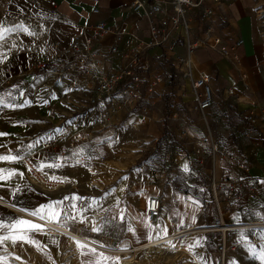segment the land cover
Segmentation results:
<instances>
[{
    "label": "crops",
    "instance_id": "crops-1",
    "mask_svg": "<svg viewBox=\"0 0 264 264\" xmlns=\"http://www.w3.org/2000/svg\"><path fill=\"white\" fill-rule=\"evenodd\" d=\"M131 1L0 0V26L8 29L7 32L3 33V38L0 39V81L7 76L13 80L19 73L33 76L31 71L37 62L68 56L67 47L72 38L78 35L82 25L100 19L109 24H125L129 31L118 42L119 52L114 57V60H117L124 47L136 41V36H144V31L149 22V13L152 10L148 0H138L140 5L135 9L130 8L129 3ZM257 4V0H230L225 5L232 21L229 31L234 29L244 40L243 45L239 48L240 60L238 62L222 55L218 50L198 48L190 54V75L184 76L181 71L174 69L176 73L172 82L188 88L191 78L196 77L202 71L211 75L215 99L212 105L206 109L204 116L210 117L216 133L217 139L215 140L220 143L222 151L235 155L233 158L227 156L222 158V170L218 165V157L216 176L224 172L233 178L245 182L254 181L257 184V194L243 196L238 205L226 215L228 220L264 218V39L259 32ZM92 7H96L97 11L92 12ZM133 33L136 36H133ZM108 40H110L109 35L103 39L104 42ZM159 52L158 47L149 49L154 62L158 61ZM178 52L181 55L185 54L184 49L180 47ZM241 72L245 73V77H241ZM229 85L235 87L239 98L234 95L224 97L222 90ZM155 99V95L148 96L149 102ZM187 100L188 96L177 97L176 105L185 106L184 101ZM50 102L55 107L52 114L47 113L45 106L29 109H19L15 106L0 109V133H7L5 136H0V155L19 157L32 155L34 162L40 168L41 175L51 176L52 174L46 172L55 173V177L62 182L65 181L67 186L60 189H43L28 179L20 159L17 161H0V169L7 170L0 174L7 175L8 172H15V175L8 179L0 180V199L12 206L28 210L31 214L41 209V206L52 205L56 212L61 213L57 220L48 217L47 208L41 215L35 216L45 219L49 223L56 221L71 230H77L82 235L91 236L96 240L103 239L97 237L106 236L109 229H112L119 236L120 231L124 228V224L121 223L122 214L119 211L121 206L117 205L116 217L109 219L108 215L103 214L105 211L104 199L108 197V190L95 194H92L90 189L88 190V187L92 186L91 180L101 178L100 173L89 170L81 171V164L85 161L75 164H56L52 160L45 161L37 157L36 151L41 142L50 139L58 140L52 153L59 156L65 155L68 146L66 142L60 141L65 126L80 128L91 120H87V116L81 115L63 121V117L58 115L56 104L53 101ZM250 106L255 107L257 123L263 131V139L260 142L242 133L246 124L244 110ZM54 114L57 115L55 119H48ZM41 165H44L42 169ZM48 165L60 166L49 167ZM71 181L73 182L71 183ZM66 190L67 193L62 195ZM203 193H205V200L207 201L208 192L203 191ZM83 202L87 205L83 206ZM194 202H196L198 212L201 215L197 217L196 221L194 220V226L201 229L202 223L210 222L215 216L214 208L211 202L207 201L201 206L200 202L188 195L182 202L187 221L193 220L191 216L194 213ZM177 206H180V203ZM64 209H67L68 215L61 219ZM164 210L167 220V224L163 223L165 229L180 225L182 221L178 209L172 210V206H166ZM93 211H98L100 215L95 225L88 227L85 224V215ZM16 212L0 208V224L5 226L0 228V236L18 235L23 232L29 239L35 241V244L24 241L15 243L19 244L22 250L27 251L28 257L26 259L33 254H37L40 259L53 258L55 251L60 252V245L63 243V237L60 234L53 231L48 232L43 227L42 230L36 231L29 230L27 226H16L18 220H26L41 225L30 216ZM130 212L132 211L128 210V213ZM141 225L135 226L134 230H141ZM93 228L99 229V232L93 231ZM248 236L247 231L230 233L231 240H242ZM196 238L194 237V239ZM257 239H264V229L257 232ZM205 243L211 252L208 258L213 260L216 257V251L211 248L207 239H205ZM15 244L11 240L4 241L3 244H0V251H3L0 253L8 255V253L14 252L12 248ZM33 245L36 246L35 249H33ZM262 256H264L263 241L257 243L245 241L239 243L237 249L229 253L227 261L228 264H264V260L261 259ZM22 257L24 258V256ZM198 258L202 260V254H198Z\"/></svg>",
    "mask_w": 264,
    "mask_h": 264
},
{
    "label": "built area",
    "instance_id": "built-area-1",
    "mask_svg": "<svg viewBox=\"0 0 264 264\" xmlns=\"http://www.w3.org/2000/svg\"><path fill=\"white\" fill-rule=\"evenodd\" d=\"M148 1L152 10L149 13V22L144 36L138 37L133 33L132 35L137 38L136 41L125 46L117 60H114V57L119 52L118 42L129 31L125 24H109L100 19L82 25L78 35L72 38L67 47L68 56L42 60L34 65L31 71L33 75L40 72L56 78L63 87L86 89L85 100L89 106L93 107L95 116L80 128L65 126L60 139L68 146L65 155L59 156L52 153L58 140L50 139L42 141L37 149L36 155L39 159L52 160L56 164H75L85 161L87 155L83 145L89 143L97 134L115 128L125 115L134 113L140 101L149 102V95H168L167 107L172 116H177V97L188 96V100L184 101L186 108L200 115H204L206 109L212 105L215 90L209 73L202 71L191 78L188 88L178 84L169 85L168 79L156 68V62L153 61L149 49L158 47L160 49L158 57L167 63L168 67L181 71L184 76L190 75V54L198 48L218 50L222 55L238 62L239 48L244 40L234 29L229 31L232 21L225 5L230 0ZM257 1V17L264 25V0ZM139 5L138 0H132L129 3L131 9ZM91 11L96 12L97 8L92 7ZM107 35L110 36V40L104 42L103 39ZM179 47L184 49V55L178 52ZM23 75L24 73H19L13 80ZM241 77H245L244 72H241ZM13 80L8 76L4 77L0 81V92L9 87ZM222 92L224 97L234 95L239 98L232 85L224 87ZM16 103V98L11 96L0 104V109ZM44 105L48 114L54 112L55 107L49 100L45 101ZM244 111L246 124L242 133L260 142L263 139V131L258 126L255 107L250 106ZM128 122L130 123V120ZM135 123L136 120L132 119L131 124L135 125ZM197 145V148L190 152L188 163L192 165L203 152L209 153L211 166L206 169L211 174V179L206 183L196 182L192 193H186L185 196L187 198L189 195L203 206L207 202L202 199L203 191H207L208 202L212 203L215 216L210 222L203 223L198 230H195L197 226L194 224L184 223L175 228H164L165 231L159 233L158 228L161 229L163 223L167 224L164 204L158 195L149 194L145 204V220L154 228V232L145 241L124 246L128 249L127 252H133L143 245L140 249L142 251L146 249L147 243H150L154 248H159L156 250L159 254L185 252L181 254L187 255L191 264H206L204 260L209 257V250L205 246V239L208 238V242L218 254L219 263L225 264L229 253L234 251L239 243L263 240L257 239V232L264 229V218L231 220L226 218L243 196L257 194V184L254 181L245 182L233 178L224 172L216 176L217 157H219L218 165L222 170V158L224 156L233 158L235 155L222 151L219 143L212 137L208 145L204 142H198ZM21 157L28 179L39 187L58 189L66 185L65 181L62 182L55 177V173L46 172L52 174L51 176L41 175L40 168L34 162V156ZM198 162L201 163V160ZM7 204L8 202L0 199L1 209L16 212ZM31 218L41 223L45 230L55 232L44 219L36 216ZM235 231H247L249 236L242 240H231L230 233ZM187 237H190V240L185 242ZM194 237L197 238L194 239ZM99 241L96 240V243L101 247L117 248L121 245L119 242L110 245L105 241ZM64 246L61 243V251ZM72 250L74 248L68 251V255L74 253ZM198 254H202V260L198 258Z\"/></svg>",
    "mask_w": 264,
    "mask_h": 264
},
{
    "label": "rangeland",
    "instance_id": "rangeland-1",
    "mask_svg": "<svg viewBox=\"0 0 264 264\" xmlns=\"http://www.w3.org/2000/svg\"><path fill=\"white\" fill-rule=\"evenodd\" d=\"M257 21L260 35L264 39L263 22L261 19ZM156 68L168 79L169 85L173 84L176 70L168 67L160 57L156 62ZM29 75L14 79L9 87L0 92V100L5 101L12 96L16 98L15 106L19 109L43 108L45 101L50 100L56 104L58 115L63 117V121L81 115L87 116V120L95 117L93 107L89 106L85 100L86 90L63 87L56 78L40 72H36L33 76ZM166 97L167 95L156 96V99L150 103L146 100L140 101L134 113L125 115L115 128L97 134L89 143L83 145L87 158L81 164V171L89 170L101 174L100 179L91 180L92 186L88 187V190L90 189L92 194L108 190V197L104 199L103 214L108 215L109 219L116 217L117 205L121 206L119 211L122 214L121 223L124 224V228L119 236L109 229L106 236L97 237L103 238L100 240L110 245L119 242L124 247L130 241L131 244L136 245L154 232V228L145 220V201L150 193H155L162 199L164 208L172 206V210L180 211L182 221L180 224H194V220L196 221L197 217L201 216L194 202V213L191 216L193 220L187 221L182 202L186 199V193H192L196 182L210 181L211 174L206 168L211 166V156L203 152L198 156L201 163L197 160L192 165L188 163V158L189 153L197 148L198 142L208 145L211 137L217 139L215 129L210 117L206 118L204 115L197 114L181 104L176 105L177 116H172L168 107L165 106ZM56 116L51 115L48 119L53 120ZM132 119L136 120L135 125L131 124ZM163 122L165 128H162ZM66 186L67 184L64 187ZM65 193L67 190L62 195ZM205 197L203 193L202 199L205 200ZM179 203L180 206H177ZM106 204L108 205L105 207ZM85 205L87 203L83 202V206ZM128 210L132 212L128 213ZM63 214L68 215L67 209H64ZM96 214L99 212L93 211L85 215V224L88 227L95 225L90 219ZM139 224H142V229L135 231V226ZM61 226L74 231L62 224ZM195 230L198 228L196 227ZM77 233L82 235L79 231ZM190 237H187L186 242L190 240ZM260 241L264 242V239ZM64 243H66L65 238H63ZM79 243L85 247L81 248L78 244L74 247L76 252L73 254L74 261L72 262H65L61 256V250L60 252L55 251L53 258L40 259L35 254L26 259L28 253L22 250L19 244L14 245L12 248L14 252L8 253L7 257L16 259L19 257L21 264H96L97 261L99 264H128L125 263L128 259L130 264H191L188 256L181 253L163 252L159 254L154 252L159 257L152 259L147 257L148 249L131 254L112 255L85 243ZM33 246L35 249L36 246ZM211 248L215 250L212 245ZM90 249H95V252ZM210 253L209 251L208 254ZM215 253L216 257L213 260L210 258L204 260L206 264H220L218 254ZM0 264L4 263L0 261ZM225 264H228V261Z\"/></svg>",
    "mask_w": 264,
    "mask_h": 264
},
{
    "label": "bare ground",
    "instance_id": "bare-ground-1",
    "mask_svg": "<svg viewBox=\"0 0 264 264\" xmlns=\"http://www.w3.org/2000/svg\"><path fill=\"white\" fill-rule=\"evenodd\" d=\"M190 57H191V55H190ZM217 161H218V157H217ZM7 205L11 209H13L15 211H18L20 214H23V215H26V216H30V217L35 216V215L31 214V212H29L28 210H25V209H22V208H18V207L12 206L9 203ZM99 215L100 214L93 215L92 218L90 219V221L95 224V221L98 220ZM66 216H67V214H63L62 217H61V219H63ZM164 216H166L165 210H164ZM45 221H46V223L48 225H50V227L53 230H55V232L57 234H60L61 237H63V238L66 239V243H64L65 246H64V248L61 251V256L64 258L65 262H68V261L69 262H72V260H73V254H75L76 250L75 249L72 250L74 253L73 254H70V255H68V253H69L68 251L71 248H74L77 245V242H82V243H85V244H87L89 246L99 248L100 250H105L106 252L111 253L112 255H116V254H119V253H121V254L123 253V255H125V254L134 253L136 251L139 252V251H141L140 249L143 246L142 245V246L137 247V249H135L133 252H127L128 249L125 248V247H123L122 245L118 246L117 248H110L109 246L108 247H106V246L101 247L100 244L96 243V239L95 238H88L86 236L80 235V234L77 233L78 232L77 230L70 231V230H68L66 228H62L61 224L58 223V222H56V221L55 222H52V223H49V221H47V220H45ZM164 231H165L164 230V226H162L161 229L158 228V232L159 233L164 232ZM48 232H50V231H48ZM186 240H187V238L185 239V242H186ZM131 245H133V244H131ZM158 249H159L158 247H155L154 248L153 246L150 245V243H147L146 249H144V251L147 250V257H149V258L151 257L152 259H155V258H158L159 257L157 254H155L157 252L156 250H158ZM183 250L185 251L184 248H183ZM62 252H64V253L62 254ZM1 253H0V256L1 255L2 256L0 257V261L2 263H4V264H21V261L19 259H16V258H8L7 255L4 256V254H1ZM135 257L138 258V255L135 254ZM129 261L130 260L128 259V260L125 261V263L130 264Z\"/></svg>",
    "mask_w": 264,
    "mask_h": 264
},
{
    "label": "snow or ice",
    "instance_id": "snow-or-ice-1",
    "mask_svg": "<svg viewBox=\"0 0 264 264\" xmlns=\"http://www.w3.org/2000/svg\"><path fill=\"white\" fill-rule=\"evenodd\" d=\"M8 29L3 28L2 26H0V39L3 38V33L7 32ZM3 103V100H0V104ZM9 107H15V105H8ZM22 106V105H20ZM7 135V133H0V136H5ZM18 159H22V157L19 156H13V155H0V161H17ZM49 167H59L60 165H48ZM44 167V165H41V169ZM186 167V166H185ZM5 169H0V173H4ZM15 175L14 171L8 172L7 175H2L0 174V180H6L8 179L10 176ZM53 179H55V177H53ZM45 208L48 209V217L52 220H57L58 217L60 216L61 213L56 212L54 210V206L52 205H48V206H41V209L34 211L32 214L33 215H41V213L45 210ZM16 226H27V228L29 230H42V226L32 223L30 221H26V220H18L16 222ZM5 227L4 225L0 224V228ZM99 229L97 228H93V231H98ZM131 230V229H130ZM166 234V233H165ZM6 240H11L13 244H15L17 241H24L30 244H35L36 242L29 239L27 237L26 234H24L23 232L18 234V235H11V236H0V244H3L4 241ZM78 246L83 248L85 247L84 245L80 244L79 242H77ZM191 250V249H190ZM90 251L95 252V249H90ZM17 259H19V257H17ZM262 260H264V256L261 257ZM96 264H99V262L97 261Z\"/></svg>",
    "mask_w": 264,
    "mask_h": 264
},
{
    "label": "trees",
    "instance_id": "trees-1",
    "mask_svg": "<svg viewBox=\"0 0 264 264\" xmlns=\"http://www.w3.org/2000/svg\"><path fill=\"white\" fill-rule=\"evenodd\" d=\"M167 104H168V102H167V97L165 98V106L167 107ZM166 110H167V108H166ZM165 110V111H166ZM162 128H165V123L163 122L162 123Z\"/></svg>",
    "mask_w": 264,
    "mask_h": 264
}]
</instances>
